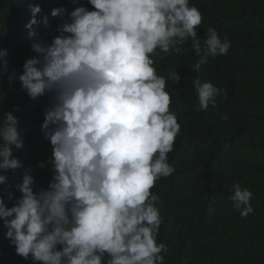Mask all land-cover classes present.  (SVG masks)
<instances>
[{"label":"clouds","instance_id":"1","mask_svg":"<svg viewBox=\"0 0 264 264\" xmlns=\"http://www.w3.org/2000/svg\"><path fill=\"white\" fill-rule=\"evenodd\" d=\"M88 4L92 10L83 4L70 13L54 8L51 15L62 20L54 33L29 32L19 92L32 101L49 97L41 131L52 146L53 175L47 188L34 190L33 169H27L16 185L20 196L8 193L15 201L11 207L0 195L4 237L33 264H164L167 247L157 240L160 198L151 189L175 172L168 153L181 125L166 88L169 79L178 84L181 77L174 70L167 78L158 75L153 56L157 49L179 55L191 38L195 54L203 51L194 65L199 71L208 57L227 55L231 41L209 27L202 48L196 29L203 15L189 0ZM31 11L29 29L41 7ZM8 55L0 49V75L9 72ZM16 79L13 69L8 75L13 91ZM193 85L200 110L215 108L216 98L227 96L211 81L196 79ZM16 111L18 106L0 114V186L17 178L14 170L22 162L26 129L19 127ZM232 192L241 217L254 212L248 187L234 182Z\"/></svg>","mask_w":264,"mask_h":264},{"label":"trees","instance_id":"2","mask_svg":"<svg viewBox=\"0 0 264 264\" xmlns=\"http://www.w3.org/2000/svg\"><path fill=\"white\" fill-rule=\"evenodd\" d=\"M79 4L92 10L88 0H77V4L72 0H0V49L9 53V72L0 75V114L18 106L20 111L13 115L19 127L26 129L21 166L14 170L17 178L0 186L8 207L15 202L8 200V193L20 196L16 185L27 169H33L34 190L47 188L53 175L52 146L41 131L49 97L32 101L19 92L22 57L31 43L29 32L39 37L54 33L62 20L51 11L64 7L70 13ZM36 5L41 12L29 29L26 25ZM193 5L203 15L196 29L201 47L209 27L226 36L231 47L227 55L208 57L199 71L194 65L203 51L195 54L191 38L180 45L183 52L179 55L157 49L153 56L158 75L167 78L174 70L181 77L178 84L169 79L166 88L172 94L170 111L181 125L173 151L168 153L175 172L157 180L151 189L160 198L157 207L163 220L157 240L167 247L162 253L164 264H264V0H189V6ZM13 69L15 91L8 82ZM196 79L225 89L226 98L220 95L215 108L210 104L206 111L200 110L193 85ZM225 113L226 121L221 119ZM14 156L19 160V155ZM40 162L46 167L39 168ZM234 182L252 192L254 212L246 217H241L230 199ZM5 231L0 221V264H33L16 254Z\"/></svg>","mask_w":264,"mask_h":264}]
</instances>
